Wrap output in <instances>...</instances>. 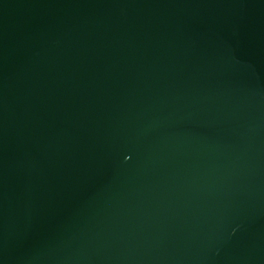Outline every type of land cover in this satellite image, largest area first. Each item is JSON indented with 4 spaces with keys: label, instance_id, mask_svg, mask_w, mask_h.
I'll return each mask as SVG.
<instances>
[{
    "label": "water",
    "instance_id": "water-1",
    "mask_svg": "<svg viewBox=\"0 0 264 264\" xmlns=\"http://www.w3.org/2000/svg\"><path fill=\"white\" fill-rule=\"evenodd\" d=\"M0 264H264V0H0Z\"/></svg>",
    "mask_w": 264,
    "mask_h": 264
}]
</instances>
